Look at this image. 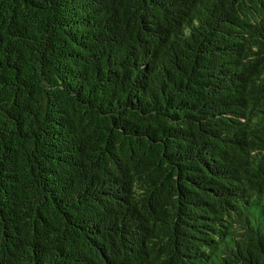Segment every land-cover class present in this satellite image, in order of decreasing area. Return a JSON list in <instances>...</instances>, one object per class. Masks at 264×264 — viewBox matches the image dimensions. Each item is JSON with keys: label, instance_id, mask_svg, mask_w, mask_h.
I'll list each match as a JSON object with an SVG mask.
<instances>
[{"label": "trees", "instance_id": "obj_1", "mask_svg": "<svg viewBox=\"0 0 264 264\" xmlns=\"http://www.w3.org/2000/svg\"><path fill=\"white\" fill-rule=\"evenodd\" d=\"M0 264H264V0H0Z\"/></svg>", "mask_w": 264, "mask_h": 264}]
</instances>
